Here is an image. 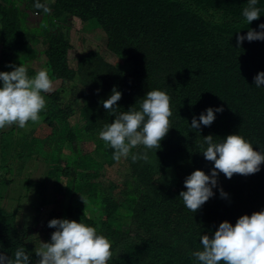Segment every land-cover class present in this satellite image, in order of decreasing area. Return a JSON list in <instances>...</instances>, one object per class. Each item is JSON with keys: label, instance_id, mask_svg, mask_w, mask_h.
I'll return each mask as SVG.
<instances>
[{"label": "trees", "instance_id": "16d2710c", "mask_svg": "<svg viewBox=\"0 0 264 264\" xmlns=\"http://www.w3.org/2000/svg\"><path fill=\"white\" fill-rule=\"evenodd\" d=\"M11 1L0 0V71H11L13 60L29 52L35 54L30 76L44 66L62 68L52 73L59 81L51 80V90L42 93L46 104L37 122L0 129L1 191L45 164L34 212L41 217L40 207L55 205L65 218L96 227L111 241L108 264H194L200 234L211 236L221 221L234 224L240 215L264 209V162L247 175L226 178L218 171L214 194L194 213L179 197L188 174H210L213 167L200 151L204 136L216 141L238 132L264 150V86L253 80L264 71V39L236 41L237 33L260 31L264 0L250 24L241 15L247 0H54L51 24L96 19L107 33V49L119 59L111 65L97 48L76 53V68L68 64V35H54L42 52L33 47L35 37L25 42L26 11ZM113 87L121 92L117 112L136 108L148 90L168 94L170 127L158 149L138 145L127 157L112 158L98 132L114 119L102 105ZM209 106L222 111L209 126L192 129L193 116L199 120ZM66 148L71 154L62 165ZM112 170L120 173L117 181H104L103 172ZM33 232L0 203V252L11 256Z\"/></svg>", "mask_w": 264, "mask_h": 264}, {"label": "clouds", "instance_id": "9594fccd", "mask_svg": "<svg viewBox=\"0 0 264 264\" xmlns=\"http://www.w3.org/2000/svg\"><path fill=\"white\" fill-rule=\"evenodd\" d=\"M53 1L43 0L40 3L37 0L32 6L31 10L41 16L37 26L31 27L27 24L26 12L25 24L30 32L25 42L35 37L31 42L39 52L45 50L49 41L51 44L54 35H68L73 47L71 30L74 20L62 22L55 19L56 23L51 24L52 9H49V3ZM257 3L258 0H247L246 6L241 11L242 17L248 24L261 14V10L256 6ZM43 19L48 22L43 24ZM100 26L106 33L105 28L101 24ZM257 27L260 31L249 28L243 36L237 33V44L239 45L243 40L264 39V22L259 23ZM33 28L37 29L32 30ZM106 37L107 44V33ZM40 39L45 47L43 50L40 49ZM76 50L77 53H81L78 48ZM107 50L111 53L109 49ZM70 55L69 67H71ZM21 56L13 60L11 71H0V129L11 125L24 128L29 121L37 122L40 119L39 113L46 104L42 93L51 90V80L59 81L52 76V73L61 69V66L54 71L44 66L30 76L27 66L31 63L24 65ZM103 60L107 62L104 58ZM126 73L130 74L131 71L127 70ZM253 80L257 88L264 86V71H258ZM120 97L121 92L113 87L111 94L102 101L103 108L114 114V119L99 130L98 138L107 147L113 149L112 158L119 160L127 157L130 149L138 145L147 149H158L170 127L169 117L172 113L168 94L160 89L148 90L136 108L130 107L127 111L117 112L115 105ZM220 111H222L220 106L215 109L211 106L207 107L199 114V120L193 116L190 127L199 129L201 125L209 126L215 119V113ZM200 149L204 158L213 162L210 174H206L201 169L193 170L183 181L186 190L179 192L184 206L193 213L214 194L213 188L217 184L218 171L226 178H231L234 173L247 175L259 171L261 163L264 162V150H255L252 142L238 132L227 134L216 141L213 140L212 135L204 136ZM135 158L133 154L132 159ZM2 164L0 154V180L5 174ZM44 166L45 164L41 165ZM118 167L122 166L118 165ZM39 170L33 172L22 184L10 186L5 191H1L0 186L1 205L8 212L16 214L23 226L34 229L29 240L24 242V246L16 248L11 256L0 252V264H108L112 257L111 241L96 227L87 225L81 220L78 222L69 217L65 218L55 205L42 208L38 204L41 217H45V220L40 222L41 217L37 216L33 209L37 203V186L45 181L34 178ZM27 182L33 185L30 187ZM20 185H22L20 191L13 196L12 193L16 191L14 188ZM51 192L53 188L48 193L51 194L47 196L49 199L54 198V192L53 194ZM220 195L223 197L227 194L221 190ZM72 202L79 204L75 198ZM52 210L58 215L49 216ZM24 219H28V223H24ZM199 243L200 250L192 253L195 258L194 264H264V209L253 211L250 215L242 214L234 224L228 220L221 221L211 236L200 234Z\"/></svg>", "mask_w": 264, "mask_h": 264}, {"label": "rangeland", "instance_id": "374dc122", "mask_svg": "<svg viewBox=\"0 0 264 264\" xmlns=\"http://www.w3.org/2000/svg\"><path fill=\"white\" fill-rule=\"evenodd\" d=\"M11 3L16 4L18 6H20V8L22 10H25L28 13V17L26 18V22L29 26H37L40 22V14L36 15L35 12H33L31 10L32 6L28 4L27 0H12ZM48 21L43 19L42 23L46 24ZM37 28H33L32 30H35ZM106 33L103 31V28L100 26V24L96 21V20H91L89 22H78V21H74L73 26H72V30H71V42L73 44L74 51L71 53L70 55V61H71V67L74 68L76 66V62H75V54L78 52L76 50V48H78L79 52H87V51H92L95 49H99V53L102 55V57L107 61L110 62L112 64H116L117 62H119V59H117L115 56H113L106 47ZM41 41V45H40V49L43 50L44 44L42 42V39H40ZM35 56V54H26L21 56V59L26 60L23 61L24 65H28L30 63V61L33 60V57ZM60 82H58L57 84V88L58 86H60ZM65 98L68 99V97L64 94ZM79 120V115H76L74 118V124L78 123ZM71 151L70 149L66 148L64 150V158L63 161L61 162L62 165L65 164V160L70 156ZM46 165L44 167H41L39 170V173L35 174L34 178L35 179H43L45 180L46 178ZM122 167H119V170H121ZM120 173L117 170H112V171H104L103 172V178L104 181H117L118 177H119ZM48 182V180H47ZM51 185H54L55 180H51L50 181ZM22 187V185H20L18 188H14L16 189L15 192H13V196L20 191V188ZM53 194V192H51ZM49 196V195H47ZM24 223H28V219H24Z\"/></svg>", "mask_w": 264, "mask_h": 264}]
</instances>
